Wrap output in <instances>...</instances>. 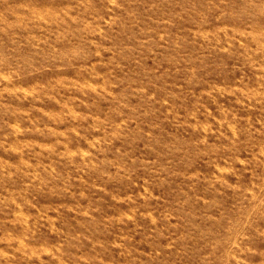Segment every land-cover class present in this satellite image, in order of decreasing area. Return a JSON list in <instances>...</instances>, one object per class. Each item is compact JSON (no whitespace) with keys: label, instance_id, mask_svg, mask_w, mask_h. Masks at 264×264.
<instances>
[{"label":"rangeland","instance_id":"1","mask_svg":"<svg viewBox=\"0 0 264 264\" xmlns=\"http://www.w3.org/2000/svg\"><path fill=\"white\" fill-rule=\"evenodd\" d=\"M0 264H264V0H0Z\"/></svg>","mask_w":264,"mask_h":264}]
</instances>
